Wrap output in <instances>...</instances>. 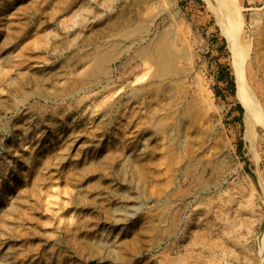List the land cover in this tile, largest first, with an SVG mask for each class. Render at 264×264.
Here are the masks:
<instances>
[{
  "label": "rangeland",
  "instance_id": "1",
  "mask_svg": "<svg viewBox=\"0 0 264 264\" xmlns=\"http://www.w3.org/2000/svg\"><path fill=\"white\" fill-rule=\"evenodd\" d=\"M229 7L264 116V0H0V264H262Z\"/></svg>",
  "mask_w": 264,
  "mask_h": 264
},
{
  "label": "bare ground",
  "instance_id": "2",
  "mask_svg": "<svg viewBox=\"0 0 264 264\" xmlns=\"http://www.w3.org/2000/svg\"><path fill=\"white\" fill-rule=\"evenodd\" d=\"M236 9L233 7H229L227 11V16H226V18L228 17V26L222 28V31L228 43V48L232 56L233 75H234V82H235V87H236L235 94L237 98L240 100V102L242 103V106L244 108V122L246 126V130H245L246 133H249V131L252 128H254L255 125H253V121H258V124H257L258 127L262 128V130L264 131V116L262 114V110L260 106L258 105V103L249 95L247 87H246V79H245V72H244V65H243L245 53L243 51V46L240 45L239 39H238L239 16H237L238 14H237ZM253 216H254L255 222L263 220L261 229L259 230V233H257L258 234L257 236L258 244L257 245H259L258 249L260 252V260L262 261L261 263L264 264V213L260 212L256 215L253 214Z\"/></svg>",
  "mask_w": 264,
  "mask_h": 264
},
{
  "label": "trees",
  "instance_id": "3",
  "mask_svg": "<svg viewBox=\"0 0 264 264\" xmlns=\"http://www.w3.org/2000/svg\"><path fill=\"white\" fill-rule=\"evenodd\" d=\"M219 67V73H218V79L225 81L229 87L233 88V80L232 76L229 74L228 68L223 65H218Z\"/></svg>",
  "mask_w": 264,
  "mask_h": 264
}]
</instances>
